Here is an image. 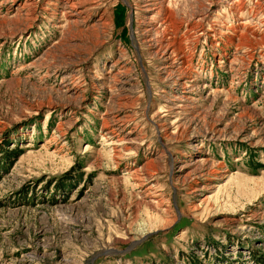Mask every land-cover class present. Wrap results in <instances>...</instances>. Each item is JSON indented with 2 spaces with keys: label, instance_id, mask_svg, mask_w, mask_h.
I'll return each instance as SVG.
<instances>
[{
  "label": "rangeland",
  "instance_id": "obj_1",
  "mask_svg": "<svg viewBox=\"0 0 264 264\" xmlns=\"http://www.w3.org/2000/svg\"><path fill=\"white\" fill-rule=\"evenodd\" d=\"M0 264H264V0H0Z\"/></svg>",
  "mask_w": 264,
  "mask_h": 264
},
{
  "label": "trees",
  "instance_id": "obj_2",
  "mask_svg": "<svg viewBox=\"0 0 264 264\" xmlns=\"http://www.w3.org/2000/svg\"><path fill=\"white\" fill-rule=\"evenodd\" d=\"M10 153L12 154V156H15L18 154V151L16 149H12L10 150Z\"/></svg>",
  "mask_w": 264,
  "mask_h": 264
},
{
  "label": "bare ground",
  "instance_id": "obj_3",
  "mask_svg": "<svg viewBox=\"0 0 264 264\" xmlns=\"http://www.w3.org/2000/svg\"><path fill=\"white\" fill-rule=\"evenodd\" d=\"M112 152H114V151H112ZM106 253V252H105Z\"/></svg>",
  "mask_w": 264,
  "mask_h": 264
}]
</instances>
